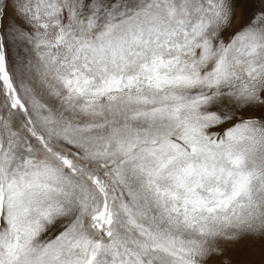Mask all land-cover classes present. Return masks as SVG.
<instances>
[{"label":"snow or ice","instance_id":"obj_1","mask_svg":"<svg viewBox=\"0 0 264 264\" xmlns=\"http://www.w3.org/2000/svg\"><path fill=\"white\" fill-rule=\"evenodd\" d=\"M0 264H264V0H0Z\"/></svg>","mask_w":264,"mask_h":264}]
</instances>
